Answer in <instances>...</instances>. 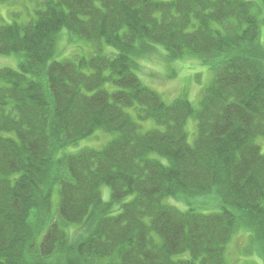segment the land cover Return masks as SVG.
<instances>
[{
	"label": "trees",
	"instance_id": "obj_1",
	"mask_svg": "<svg viewBox=\"0 0 264 264\" xmlns=\"http://www.w3.org/2000/svg\"><path fill=\"white\" fill-rule=\"evenodd\" d=\"M35 14L0 26V56H23L0 69V264H230L240 233L264 257V0H45ZM63 29L93 52L56 61ZM154 46L208 67L198 108L141 81ZM97 131L117 136L58 157Z\"/></svg>",
	"mask_w": 264,
	"mask_h": 264
},
{
	"label": "rangeland",
	"instance_id": "obj_2",
	"mask_svg": "<svg viewBox=\"0 0 264 264\" xmlns=\"http://www.w3.org/2000/svg\"><path fill=\"white\" fill-rule=\"evenodd\" d=\"M45 0H0V26L13 23L14 20L25 24L36 17V12L42 6ZM57 42V50L55 55L56 61L66 59H75V57L89 56L93 52L91 44L84 42L80 38L73 36L69 31L63 29ZM111 50H106L109 52ZM77 53L76 55H74ZM167 52L161 46H154L150 54L140 61V72L137 75L141 81L157 93L161 94L167 103L173 102L177 98L188 99L195 108L199 107L200 95L203 94L204 88H207L212 80L208 67L204 66L201 58H189L183 61L177 60L167 62ZM23 61L22 55L0 56V69L10 68L14 70L20 69V63ZM195 122L190 121L188 124L189 140L194 142L195 130H192ZM153 127V123L148 122L146 125ZM117 134H108L103 131H97L94 135L80 141L75 146L64 149L58 155H74L85 149H101L104 145L116 138ZM257 144L264 154V138H258ZM60 158V157H59ZM104 201H110V190L103 189ZM131 198L126 199L128 202ZM171 205L185 210V205L170 200ZM198 207V206H197ZM199 208V207H198ZM115 212L120 211V206L114 207ZM199 208V212H202ZM208 209L207 211H211ZM75 226H71L68 230H72ZM250 242L244 235L236 237L228 248V260L230 264H264L263 254L247 253ZM81 264H86L81 263ZM92 264H114L108 259L96 260Z\"/></svg>",
	"mask_w": 264,
	"mask_h": 264
}]
</instances>
